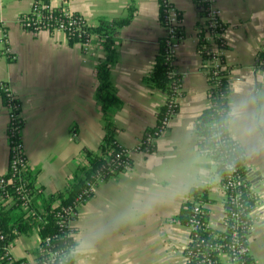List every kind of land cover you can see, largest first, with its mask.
Returning <instances> with one entry per match:
<instances>
[{
  "label": "crops",
  "instance_id": "1",
  "mask_svg": "<svg viewBox=\"0 0 264 264\" xmlns=\"http://www.w3.org/2000/svg\"><path fill=\"white\" fill-rule=\"evenodd\" d=\"M35 1L0 0V85L5 83L20 101L24 152L29 170L36 173L35 183L45 195H54L78 177L87 164L86 151H98L104 140L96 94L97 68L105 51L97 38L95 50L87 54L62 33L25 30L19 19ZM47 1L68 7L96 25L101 18L125 16L131 0ZM206 1L175 0L184 38L174 67L184 76L183 98L171 127L149 154L134 149L158 124L166 100L165 93L148 84L160 42L167 35L159 0H135L134 20L116 33L117 61L111 68V82L122 103L112 113L116 139L133 150L132 164L97 185L79 207L72 223L73 264H190L186 254L190 231L179 220L184 206L194 200L206 201L210 223L223 227V175L218 164L202 155L197 129L211 105L200 52V38L207 32ZM215 7L226 25L229 107L243 101L264 113V0H216ZM4 36L14 59L4 54ZM9 125L10 110L0 95V176L10 168ZM241 150L244 170L252 175L259 198L249 255L254 263L264 264V151ZM195 188L203 190L204 199L194 197ZM40 239L35 228L18 237L10 252L16 259L36 263Z\"/></svg>",
  "mask_w": 264,
  "mask_h": 264
},
{
  "label": "built area",
  "instance_id": "2",
  "mask_svg": "<svg viewBox=\"0 0 264 264\" xmlns=\"http://www.w3.org/2000/svg\"><path fill=\"white\" fill-rule=\"evenodd\" d=\"M169 6L166 8V25L164 26L168 39V54L172 57L170 65L174 66L175 53L183 40L181 31L182 15L175 6V0H164ZM216 0H207L203 6L205 14V28L207 32L205 37L200 38L201 50L206 52L203 70L209 80L210 88L216 86L217 80L220 79L221 72L226 71L227 67L224 62L225 52L227 50L226 42V25L220 17V12L215 7ZM25 30L32 32L47 31L50 33H62L69 41H74L82 46L85 53H91L96 48L95 39L100 44V39L86 31L89 22L81 15L71 11L68 7H55L50 2L36 0L31 9L21 15L19 19ZM2 42L6 45L4 54L11 57V47L6 44L5 36ZM98 44V45H99ZM261 63L264 66V50H261ZM172 76L177 75L175 69L171 72ZM183 81L184 76L180 75L176 79V84L170 96H166L163 106H167L166 114L159 119L158 124L151 130L147 131L141 138L134 151L149 154L156 145L157 140L162 137L171 127L173 119L179 112L180 104L183 98ZM5 91L6 84L0 85ZM11 92V91H10ZM10 110L9 129L15 131L13 122L21 117L18 111L19 106L12 104L8 106ZM215 145L213 147H202L201 153L204 157L211 159L218 166L224 169L223 190L225 193V222L222 228L214 227L209 221L207 203L204 200H194L193 207L189 215L187 228L190 231L189 245L186 250L187 258L190 264H224L223 258L227 264H256L254 261L249 263L250 236L255 229V218L258 211V194L253 185V178L245 170L240 171L242 167L237 162V158H229L227 155L225 142L220 136L214 134ZM230 140V139H228ZM232 141V140H230ZM123 148V169L121 172L131 168V155L133 150ZM242 151L238 148L235 141H232V153ZM27 158L24 152L23 141L11 148L10 168L15 173L21 174L26 170ZM118 174V173H116ZM115 174V175H116ZM112 178V177H111ZM109 178V179H111ZM104 176L98 175L95 182H87L86 189L79 194L74 205L63 206L58 214V223L61 231L66 236L74 237L72 228L73 221L78 216L79 207L91 198L95 187L107 180ZM9 181L4 176H0V187L4 188ZM22 194V200L31 199V190L21 184L17 189ZM27 206V205H26ZM61 235H63L61 233ZM48 241V239H47ZM39 244V259L32 264H53L58 259H67L73 256L74 249L67 246L64 250L50 251L48 244L45 247ZM62 263L67 264L62 261ZM69 264V263H68Z\"/></svg>",
  "mask_w": 264,
  "mask_h": 264
},
{
  "label": "trees",
  "instance_id": "3",
  "mask_svg": "<svg viewBox=\"0 0 264 264\" xmlns=\"http://www.w3.org/2000/svg\"><path fill=\"white\" fill-rule=\"evenodd\" d=\"M43 1L49 2L47 0ZM159 5L160 20L162 25L165 26L166 8L169 5L164 0H159ZM136 10V2L131 0L125 16L113 19L101 18L96 25L89 24L86 26L88 33H92L100 39V44L105 51V58L97 68L99 86L96 94L97 100L101 104L105 137L98 151H86L87 164L80 168L78 177L63 191L54 195H45L43 187L37 186L35 183L36 173L29 170L28 160L24 172L21 174L15 173L13 169L9 168L7 175L4 176L9 183L4 188L0 187V264H32L24 258L16 259L13 257L10 248L18 237L30 234L35 228L39 230L42 247L48 244L50 251L64 250L67 246H72L75 249L76 242L74 237L66 236L69 230L66 229L65 233H63L58 223V214L62 207L74 205L76 197L86 189L87 182H95L98 175L109 179L124 170L122 166L124 158L123 145L115 137L117 129L112 113V109L120 106L122 102L112 86L111 68L117 61L116 33L119 29L132 23ZM181 31L183 33L182 26ZM70 42L73 43L74 41ZM167 43L168 39L166 37L160 42L159 53L148 84L152 89L159 90L165 93L166 96H170L176 84V79L180 75L177 73V75L172 76L171 74L175 67L170 65L172 57L168 54ZM201 55L204 60L207 59L206 52L203 50ZM221 76L217 80L216 86L210 88L211 105L203 112L198 122L199 144L201 148L213 147L216 139L214 134H217L225 142L228 157L237 158V162L242 166L240 171H243L245 160L243 151L239 150L232 153V141L228 140L227 136L220 135L221 125L230 110L228 69L221 72ZM0 95L6 106L15 103V105L19 106L18 111L21 112L20 101L10 91H5L0 87ZM167 110V106H162L158 113V119L162 118ZM13 127H15V131L11 129L8 131L10 148L22 141L23 118L19 117L14 120ZM218 169L223 175L224 169L221 166ZM21 184H24L26 189L31 190V199L27 201L28 204H26L25 200H22V194L17 191L18 188H21ZM192 193L197 199H204L205 195L202 189L195 188ZM192 207L193 203H188L184 206L179 220L181 223H188ZM62 261L67 264H73V256L62 260L58 259L53 264H64ZM247 261L251 263L253 260L249 257Z\"/></svg>",
  "mask_w": 264,
  "mask_h": 264
},
{
  "label": "clouds",
  "instance_id": "4",
  "mask_svg": "<svg viewBox=\"0 0 264 264\" xmlns=\"http://www.w3.org/2000/svg\"><path fill=\"white\" fill-rule=\"evenodd\" d=\"M220 135L227 136L238 148L250 153L264 151V113H258L241 101L226 114Z\"/></svg>",
  "mask_w": 264,
  "mask_h": 264
},
{
  "label": "rangeland",
  "instance_id": "5",
  "mask_svg": "<svg viewBox=\"0 0 264 264\" xmlns=\"http://www.w3.org/2000/svg\"><path fill=\"white\" fill-rule=\"evenodd\" d=\"M78 14V13H77ZM79 15H81V14H79ZM84 19H86L83 15H81ZM87 20V19H86ZM8 57H10V56H8ZM10 58H12V59H14V57H10ZM117 175V174H116Z\"/></svg>",
  "mask_w": 264,
  "mask_h": 264
}]
</instances>
